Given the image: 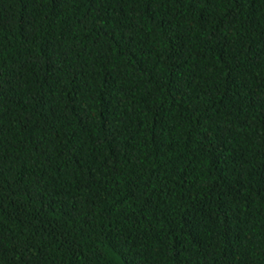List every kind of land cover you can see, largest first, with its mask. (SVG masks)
I'll list each match as a JSON object with an SVG mask.
<instances>
[{"label":"trees","instance_id":"trees-1","mask_svg":"<svg viewBox=\"0 0 264 264\" xmlns=\"http://www.w3.org/2000/svg\"><path fill=\"white\" fill-rule=\"evenodd\" d=\"M0 264H264V0H0Z\"/></svg>","mask_w":264,"mask_h":264}]
</instances>
